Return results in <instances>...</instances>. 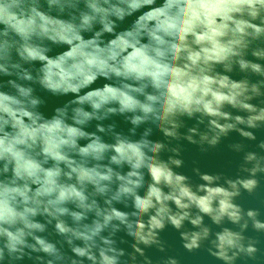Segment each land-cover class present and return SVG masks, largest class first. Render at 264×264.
<instances>
[{"label": "clouds", "instance_id": "obj_1", "mask_svg": "<svg viewBox=\"0 0 264 264\" xmlns=\"http://www.w3.org/2000/svg\"><path fill=\"white\" fill-rule=\"evenodd\" d=\"M66 9L67 19L58 18ZM262 61L264 0H0V77H15L0 79V264L25 255L34 264H183L166 254V226L183 252L264 264L256 241L227 228L212 232L189 211L217 225L225 215L238 223L231 197L257 180H228L232 191L197 196L173 171L182 160L169 147L181 139L215 147L231 130L253 139L237 126L264 124ZM33 62L35 75L24 67ZM234 65L243 78L228 75ZM32 84L71 98L45 117ZM111 115L131 127L99 123ZM92 121L95 131H87ZM155 132L164 139H151ZM258 147L264 151V141ZM162 151L173 155L161 159ZM244 161L252 176L264 173V156L250 152ZM246 215L264 231L254 211ZM185 220L194 230L181 231ZM152 247L162 253L156 262L145 254Z\"/></svg>", "mask_w": 264, "mask_h": 264}, {"label": "water", "instance_id": "obj_2", "mask_svg": "<svg viewBox=\"0 0 264 264\" xmlns=\"http://www.w3.org/2000/svg\"><path fill=\"white\" fill-rule=\"evenodd\" d=\"M79 8H83V4L78 5ZM72 11L71 9H66L64 14H61L58 18L67 19V12ZM56 15L55 12L51 13ZM82 35L87 38L91 33H82ZM105 39H108V34H105ZM66 47V46H64ZM59 48H53V51L48 53L49 55H54L55 52L59 51ZM247 59H253L251 56H247ZM261 63H264L262 61ZM39 62H33V65H24L25 68H29L32 71L33 75L36 74V69L39 68ZM228 75L234 79L239 80L245 76V73H241L238 68L234 65L233 71L228 73ZM250 81L254 82L258 77L248 74ZM3 81L8 79H15V77H0ZM97 83H101L98 81ZM33 94L43 100V104L39 106L38 111H40L45 117H49L53 109L61 106L66 100L71 98V94L67 96L53 95L49 92L43 90L39 84H32ZM252 104H258V100L254 98L250 101ZM226 111L232 112L234 115L239 114L241 116L246 115L243 112H237L231 108H225ZM97 121H92L87 131H95L94 125ZM104 126L108 124H115L117 131H127L131 127L124 118L120 115H111L107 119L100 121ZM186 123L191 126L194 121H186ZM237 127L243 129L244 131L251 132L253 139L241 136L237 131L231 130L227 133L226 136H222L220 141L215 145V147H208L207 145L203 146L204 150H201V147L191 144L183 139L179 141H172L169 144V147H178L179 155L177 158L182 160L180 167H173V171L179 174H182L188 177L187 183L190 185L191 190L200 197L207 195V188L222 187L225 190L232 191L229 185L226 183L228 180L236 179H246L254 178L257 180V185L248 191L241 186H237L239 191L238 194L231 197L230 202L237 206L240 209L241 221L238 223L231 222L228 217L225 215L222 217L219 225L214 224L210 217L207 214L198 213V209L195 207L191 208L190 215L200 214L202 216V223L205 226H208L212 232L221 231L224 228H227L231 231L240 232L242 236L245 237V242L249 239L257 242V248L264 251V231L257 230L253 227V220L249 218L246 213L248 211H254L256 213L255 219L261 223H264V173L257 172L252 176L245 169H250L252 167V162L245 163L244 156L247 153H255L258 156H264V151H262L258 144L261 141H264V124H261L255 128H249L245 125H238ZM140 130H138L139 132ZM183 132V129H180ZM101 135L103 139L108 141L110 138L105 136L103 133H97ZM153 140H163V136L159 132H155L151 137ZM81 144L85 141H80ZM239 145L240 147H235ZM173 155L171 152L162 151L160 153L161 159H167L169 156ZM201 174H207L210 176H216L218 179L213 181H205L202 179ZM163 190L167 191V188ZM221 197L218 194L213 195L211 201V207L218 208L219 200ZM171 204V202H170ZM118 208H122V205H115ZM174 208V205H171ZM39 219V217H38ZM247 222V226L241 229L240 225ZM191 231L194 230V226L185 220L181 231ZM160 238L167 245L166 254H175L180 257L183 264H200L202 258H206L210 264H223V262L216 260L211 257H207V253L201 249L198 253L189 254L183 252L179 248V235L170 226H166L165 229L160 233ZM77 243H79L77 241ZM29 250L25 249V252ZM145 254L153 259L154 262L158 261L162 253L157 251L154 247L148 248L145 250ZM33 256L36 254H32ZM260 252L257 253V256H260ZM16 264H34L33 260L29 256L25 255L20 261H17ZM236 264H243L242 259H238Z\"/></svg>", "mask_w": 264, "mask_h": 264}]
</instances>
